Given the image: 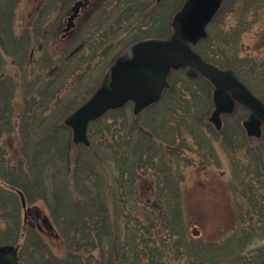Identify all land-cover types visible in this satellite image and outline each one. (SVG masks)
<instances>
[{
  "label": "trees",
  "instance_id": "1",
  "mask_svg": "<svg viewBox=\"0 0 264 264\" xmlns=\"http://www.w3.org/2000/svg\"><path fill=\"white\" fill-rule=\"evenodd\" d=\"M142 8L134 0H124L109 11L101 7L97 21L114 17L112 27L133 24L144 11ZM116 12L119 15L115 16ZM33 27L32 33L26 30L18 38L11 34V42L19 45L23 53L32 43H47L53 38L52 32L45 33L44 25ZM109 29L110 36L99 47H109L113 41L117 44L122 32ZM213 43L225 45L207 35L196 48L206 60L234 69L248 86L253 77L264 74L263 57L250 53L241 56L237 48L230 62L225 54L212 48ZM97 51L86 55L80 46L59 60L43 52L40 72H24L25 81L32 79L25 87V109L19 115H12L10 108L16 84L11 77L0 78V136L14 133L21 151V156L11 161L0 145V200L10 202L13 210L7 214L10 220L4 221L12 231L19 230L14 222L20 208L15 190H19L26 202L40 200L48 207L51 218L61 228L64 243L65 251L58 258L36 239L33 246L41 253L32 256L31 264H264V133L259 138L247 137L238 121L230 125L231 131L227 130L229 126L213 129L208 120L212 102L207 86L211 85L203 78L191 80L179 69L170 72L168 87L156 104L138 115L132 113L130 104L108 111L89 124V145L75 144L63 124L64 109H54L55 101L81 67L89 69L86 60H92ZM1 52L8 55L2 31ZM110 62L104 64L105 68ZM21 68L25 69V64L21 63ZM259 97L264 101V95ZM180 141L207 147L206 156L213 161L214 142L229 156L234 190L244 199L247 210L243 216L248 217L240 218L241 225L219 241L201 240L187 232L180 176L165 157L171 154L177 165L186 149ZM242 151L249 158L230 157ZM147 171L152 172L155 192L142 198L137 183ZM24 244L30 249L26 239Z\"/></svg>",
  "mask_w": 264,
  "mask_h": 264
},
{
  "label": "rangeland",
  "instance_id": "2",
  "mask_svg": "<svg viewBox=\"0 0 264 264\" xmlns=\"http://www.w3.org/2000/svg\"><path fill=\"white\" fill-rule=\"evenodd\" d=\"M75 1L0 0V15L4 17L1 19L0 16V31H2V41L8 52V55L0 53L2 63L0 64V78L11 77L12 82L16 84L10 99L12 115L17 113L19 115L20 111L25 109L23 103L24 95L28 92L25 87L27 84H31L30 79L32 78H29L28 82L25 81L24 72L28 74L34 69L40 72L41 68H43L41 64L43 52L48 51L53 59L59 60L63 58L61 57L62 55L64 56L65 53L76 49V47L82 46L86 55L91 54L94 49L98 50L92 60L88 58L86 60L90 64L89 69L81 67L74 79L70 80L71 78H69L70 82L63 86L57 96L54 109L63 108L65 118L87 99L91 94V90L97 86L106 70L104 64L112 61L125 46L138 39L148 37L165 38L170 35L172 31L170 27L171 18L184 0H134L139 8L145 7L144 11L140 13L142 18L139 16L138 19L134 20L133 24L121 23L120 25H113V27L112 25L110 26V23L113 24L114 17L99 23L97 15L101 12V7L109 11L114 6H117L118 3L122 4L124 0H90V8L80 10L79 16L74 20L73 28L62 37L61 29L64 26L67 13ZM232 1L227 0L221 11L215 15V18L213 17L214 21L211 27L208 29L209 25L207 26V35L211 38L215 37L216 41L219 39V41L225 42L224 47L219 44L215 46L213 43L214 46L212 48H216V51L225 54L226 58H230V62L237 48L241 56H247L250 53L255 55L256 58H264V0L257 2H251V0ZM250 5H253L254 8ZM151 8L153 10L150 12L155 11L153 17H149V15H152L150 12L149 15L148 13L145 14V11H149ZM39 9L41 10L39 11ZM123 9L124 7H121L120 12ZM116 15H119V12H116ZM39 25H44L47 35L52 32V40L50 39L49 42H43L42 44L32 43L24 53L20 51L19 45H14L11 42L13 41L11 34L18 38L24 33L26 34L27 31L32 33L33 26L38 27ZM109 28L113 30L117 28L122 32L117 39V44L116 41H113L109 47L108 44L99 47L102 42L107 41L105 38L110 36ZM134 31L136 32L135 34H133ZM19 54H22L21 60L18 59ZM18 61H21L20 65H16ZM21 63L22 65L25 64V69L21 68ZM99 66H101L100 70L98 69ZM220 67L231 68L223 65ZM249 86L257 95L259 94L258 96L264 95V74L258 78L253 77ZM207 90L211 96L212 87L207 86ZM30 91L32 92V89ZM212 108L211 104L208 120ZM31 111L34 112V110ZM246 115L247 112L244 109L235 107L232 113L221 116V127L219 130L229 126L227 130L231 131L230 125H233L234 121H238L242 128L241 121ZM211 127L214 129L212 123ZM0 145L5 148L6 157L11 161L21 156L20 145L14 133L2 134L0 136ZM184 146L186 149L180 156L181 158H179L177 165L174 164L171 154H167L168 156L165 154V157L169 161L172 170L176 171L177 175L180 176L181 206L187 225V232L190 236L201 240L219 241L226 237L232 229L241 225L240 218L243 220L248 217L247 215L246 217L243 216V213L247 210L244 199L234 190V176L232 175L229 156L215 142L211 147L214 161L207 158V147L192 141L184 143ZM242 146L246 148L247 145ZM230 157L249 158V155L242 151L236 152ZM99 172L106 175L104 173L105 170L99 169ZM151 173V171L145 172L137 183V190L142 194V198L149 197L154 191V186H152L154 178ZM14 202L16 204V200ZM26 203L27 206L38 207L42 214L49 219L53 230L44 229L39 221L27 219L24 222L23 210L20 207L14 221L19 225V230L12 231L11 227L7 226L8 223H5L6 220H10L7 214L10 211L13 213L12 206L10 202L3 203L0 200V244L19 245V258L23 264H31L32 256L41 253V250L38 251L33 246L36 243V239L44 242L53 255L61 258L65 251L64 243L61 239V228L51 218L48 207L40 200ZM5 207L7 210L1 211ZM28 220L33 223L32 227ZM31 228L33 231L29 230ZM193 229L198 231V236L191 234ZM25 239L28 241L30 249H26L25 244L22 246ZM258 244L256 242L255 245Z\"/></svg>",
  "mask_w": 264,
  "mask_h": 264
},
{
  "label": "water",
  "instance_id": "3",
  "mask_svg": "<svg viewBox=\"0 0 264 264\" xmlns=\"http://www.w3.org/2000/svg\"><path fill=\"white\" fill-rule=\"evenodd\" d=\"M159 1V0H157ZM223 0H184L173 14L171 34L165 38H143L125 46L111 61L99 83L87 99L69 113L63 123L69 128L74 143L89 145V123L104 113L131 103L132 113L139 114L157 103L168 86L171 71L183 69L189 79L203 78L212 86L209 121L221 127V115L230 114L235 106L247 111L241 125L248 137L258 138L264 132V101L259 98L231 68H221L197 51V44L206 37L207 25ZM88 0L77 1L70 9L62 28V37L73 28L80 7ZM24 211L39 220L46 230L52 225L36 206L27 207L23 194L16 192ZM197 234V231H193ZM18 246L0 245V264H21Z\"/></svg>",
  "mask_w": 264,
  "mask_h": 264
},
{
  "label": "flooded vegetation",
  "instance_id": "4",
  "mask_svg": "<svg viewBox=\"0 0 264 264\" xmlns=\"http://www.w3.org/2000/svg\"><path fill=\"white\" fill-rule=\"evenodd\" d=\"M74 3V2H73ZM28 218V217H27ZM29 222V221H28Z\"/></svg>",
  "mask_w": 264,
  "mask_h": 264
}]
</instances>
